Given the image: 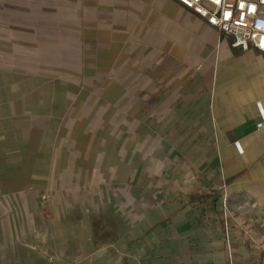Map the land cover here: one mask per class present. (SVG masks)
Instances as JSON below:
<instances>
[{
  "label": "crops",
  "instance_id": "crops-1",
  "mask_svg": "<svg viewBox=\"0 0 264 264\" xmlns=\"http://www.w3.org/2000/svg\"><path fill=\"white\" fill-rule=\"evenodd\" d=\"M172 5L183 22L189 17L202 28L208 25L175 0H0V96L36 95L43 79L52 76L84 88L92 79L125 78L131 83L114 87L113 111L104 103L91 108L83 102L82 117H68L67 125L103 126L109 120L141 126L135 114L145 102L151 107L152 96L140 94L154 80L143 76L169 53L168 42L155 30L161 25L166 31ZM171 99L163 94L151 109L159 120L156 134L99 138L94 175L112 176L130 193L126 205L113 210L119 223L116 261L121 264V255L130 264H264V181L248 178L253 170L264 178L259 127L264 104L208 96L193 110L172 109ZM91 110L106 113L92 122L86 113ZM121 110L134 113L121 117L115 113ZM178 123L182 133L167 136ZM89 149L90 140L81 137L71 150L72 169L82 160L81 168L89 170ZM101 149L108 154L104 163ZM67 150L62 147L60 154ZM241 181L247 186L240 188ZM247 194L257 204L258 232L247 207L234 206Z\"/></svg>",
  "mask_w": 264,
  "mask_h": 264
},
{
  "label": "rangeland",
  "instance_id": "rangeland-1",
  "mask_svg": "<svg viewBox=\"0 0 264 264\" xmlns=\"http://www.w3.org/2000/svg\"><path fill=\"white\" fill-rule=\"evenodd\" d=\"M159 26L155 36L163 37L170 49L165 61L157 60L143 76L154 80L140 94L152 96L151 107L145 102L135 114L141 126L126 128L109 120L103 126L67 125L68 117H82L83 102L91 108L104 103L113 111L114 87L131 83L125 78L92 79L84 88L52 76L43 79L36 95L0 96V264H119L115 258L119 223L113 206H122L130 193L114 177L94 175L99 171L94 159L102 145L99 138L156 134L159 120L151 109L163 94L170 93L172 109L193 110L203 97L239 100L234 87L245 95L254 85L257 74L248 72L256 63L242 68L237 62L247 50L233 48L231 40L213 28H202L189 17L183 22L173 5L166 31ZM161 112L157 113L162 117ZM86 113L92 122H99L106 110ZM115 113L130 117L134 112ZM184 129L178 123L166 134L177 137ZM81 137L90 140L89 170L81 168L82 160L72 169L75 154L71 150ZM62 147L69 149L63 155ZM26 157L29 161H24ZM243 205L258 232L262 227L256 202L249 194L234 200L235 208ZM119 256L121 264H130L128 257Z\"/></svg>",
  "mask_w": 264,
  "mask_h": 264
},
{
  "label": "built area",
  "instance_id": "built-area-1",
  "mask_svg": "<svg viewBox=\"0 0 264 264\" xmlns=\"http://www.w3.org/2000/svg\"><path fill=\"white\" fill-rule=\"evenodd\" d=\"M229 38L233 48L264 56V0H175ZM264 127V113L261 111Z\"/></svg>",
  "mask_w": 264,
  "mask_h": 264
},
{
  "label": "bare ground",
  "instance_id": "bare-ground-1",
  "mask_svg": "<svg viewBox=\"0 0 264 264\" xmlns=\"http://www.w3.org/2000/svg\"><path fill=\"white\" fill-rule=\"evenodd\" d=\"M237 62L241 65L242 68L256 63V65L254 67H252L248 74L250 73H256L257 74V79L254 82V85L250 87L249 91L247 94H242L240 95L238 93L239 91V87H234V91L236 92L235 95H237L239 97V101L243 104H246L247 101H254L258 104L259 100L260 102H262L264 104V59H259L256 54H254L251 50H247L245 54H243L242 56L237 58ZM247 74V75H248ZM233 95L230 94L229 97H232ZM241 98V99H240ZM264 130V127H262ZM101 155H102V163H104V159L106 158L107 154V150L106 149H101ZM19 156V155H17ZM24 161H29L28 158H24ZM263 176V172L260 170H253L252 172H250L248 174V178L251 179L253 177L258 178L262 181H264V178H261ZM18 183V182H16ZM14 183V184H16ZM248 184L247 182L241 181L239 183V187L243 188L246 187ZM113 207H115L116 209H119V207H117V205H114ZM111 264V263H109Z\"/></svg>",
  "mask_w": 264,
  "mask_h": 264
}]
</instances>
